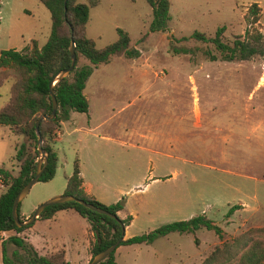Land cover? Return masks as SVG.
<instances>
[{
	"label": "rangeland",
	"instance_id": "1",
	"mask_svg": "<svg viewBox=\"0 0 264 264\" xmlns=\"http://www.w3.org/2000/svg\"><path fill=\"white\" fill-rule=\"evenodd\" d=\"M168 1L165 32L151 31L146 0H100L89 9L86 36L96 49L114 43L119 29L128 34L139 56L135 61L116 58L93 70L84 89L88 114L73 113L78 129L70 135L71 128L62 131L53 179L33 185L19 209L25 221L37 206L62 195L78 160L80 175L97 202L123 201L133 221L127 231L131 237L200 215L221 230V238L200 229L169 234L150 245L121 246L115 253L117 264H202L216 246L243 236L249 243L264 241V234L251 232L264 228V155L249 151L256 138L250 131L264 117V56L222 61L212 46L192 38L194 32L213 37L221 27L225 42L244 36L246 29L264 36V0ZM254 4L258 15L252 24ZM0 5V52L19 49L30 39L46 42L50 14L38 0H0ZM258 48L264 53V38ZM184 49L190 53H175ZM205 51L217 60L210 61ZM12 83L0 86V108ZM230 129L239 135L231 141L225 164L220 152ZM25 142L0 126V168L17 175L18 163L11 158ZM236 143L243 152L233 150ZM4 191L0 181V195ZM232 207L236 209L227 216ZM68 220L45 228L43 238L29 241V230L20 236L43 254L63 243L68 255L77 258V252H84L88 222ZM41 221L33 225L36 230ZM12 235L0 233V243Z\"/></svg>",
	"mask_w": 264,
	"mask_h": 264
},
{
	"label": "trees",
	"instance_id": "2",
	"mask_svg": "<svg viewBox=\"0 0 264 264\" xmlns=\"http://www.w3.org/2000/svg\"><path fill=\"white\" fill-rule=\"evenodd\" d=\"M50 14V33L42 47H38L35 40L22 50H3L0 52V86L7 80L13 79L10 87L9 99L0 108V126L7 127L26 142L21 144L15 156L11 159L18 163V173L13 176L10 171L0 168V181L4 183L5 191L0 195V233L14 232L0 243L2 264H70L65 258L64 250L60 249L47 254H40L24 238L20 236L29 230L36 221L49 220L56 213L72 210L79 217L85 219L92 233L93 241L90 246V260L98 253L109 248L121 239L118 246L150 245L159 238L169 234H194L200 229L213 232L221 238V230L212 221L200 215L187 221L173 222L161 226L149 233L128 239L122 237V232L130 225V215L121 219L117 214L123 210V201L111 205H103L93 197L87 195L82 188V178L78 160L73 163V172L66 178L64 195L73 196L88 204H92L115 216V219L92 212L77 203L69 202L46 208L39 218L30 226L16 227L11 207L18 192L34 177L37 159L35 122L42 116L49 115L52 103L48 85L51 78L59 71L70 65V40L75 45L76 63L70 75L54 89L57 110L53 120L42 121L39 133L43 140V149L48 153V164L41 174L38 183L50 182L57 168V155L53 149L54 131L60 124L69 120L73 113L86 114L88 101L84 95L85 84L94 69L109 64L116 58L135 59L139 52L130 47L127 33L117 29V40L102 49H96L92 39L86 36L89 9L99 4L100 0H68L64 12L63 0H38ZM152 12V32H165L170 20L168 0H146ZM1 6V5H0ZM254 16L252 24L256 23L258 8L256 4L250 7ZM225 27L218 28L213 37H206L203 33L194 32L192 38L198 42L209 44L222 61H245L257 55H263L258 48L264 38L258 32L250 33L247 29L244 36L229 42L223 41ZM190 53L188 50L175 53ZM204 55L210 61L217 60L215 54L205 51ZM21 204V203H20ZM20 204L17 215H20ZM236 209L232 207L227 216ZM32 214V213H31ZM30 214V215H31ZM251 232L264 234V228L253 229ZM247 236L235 240L232 244L216 246L202 264H264V241L245 240ZM12 251L9 254V248ZM116 248V250L118 249ZM116 250L100 264H117ZM90 262V261H89Z\"/></svg>",
	"mask_w": 264,
	"mask_h": 264
},
{
	"label": "crops",
	"instance_id": "3",
	"mask_svg": "<svg viewBox=\"0 0 264 264\" xmlns=\"http://www.w3.org/2000/svg\"><path fill=\"white\" fill-rule=\"evenodd\" d=\"M31 40H35V39H30L28 43H25L24 46L20 47L19 49H14L16 51H20L22 50L25 46H27ZM37 42V45L38 47H42L43 45L41 43H39L37 40H35ZM135 61V59H133ZM93 73V72H92ZM142 73H146V71H142ZM89 79V78H88ZM158 79V78H157ZM165 85H169V82H164ZM86 85V84H85ZM85 95V94H84ZM86 97V96H85ZM87 99V98H86ZM262 105V104H261ZM89 106V105H88ZM264 106V105H262ZM262 108V112H264V107H261ZM89 109V107H88ZM89 112V111H88ZM88 112L86 114H88ZM180 116V115H179ZM73 112L70 113L69 115V120L66 121V122H63L61 123L60 125V128L59 130L57 131V136L52 140V145H53V149L54 151L56 152V155H57V164L59 162V156H58V152L60 151L58 148H56L57 145L59 144H62L64 139L61 138L62 136V131L65 129V131H68V129H72V131H68L66 134L67 135H70L72 133H74L78 128H77V125L74 123L73 119ZM89 118V117H88ZM71 122V123H70ZM89 123V122H88ZM229 131L225 130V135L223 136V144H224V151L223 152H220V160L222 162H225V164H227L229 162V159H228V154H229V146L231 145V141L233 142H236V140L238 139V135H239V132L238 130H234V129H230V137L227 135ZM252 134H254V136L256 135V138H255V142L254 144L252 145V149L249 150L251 152H261L263 155H264V117L261 118L259 121H257L254 125V127L251 129ZM227 133V134H226ZM234 135L236 138H234ZM141 136L143 137H146L144 134H142ZM230 141V142H229ZM233 150L235 152H243L242 150V147L241 145H238V143H236V145L234 144L233 146ZM264 165V164H263ZM81 178H82V188H83V191L93 197L95 199V197L93 196L92 194V191H91V186L88 185L83 177H82V174L80 175ZM261 184H264V180L261 182ZM65 190V188L63 189ZM62 190V191H63ZM58 194H61V193H57ZM254 196V195H253ZM250 199H248L250 202L254 200V197H249ZM96 200V199H95ZM238 202H241V201H238ZM101 204L103 205H109L108 203L106 202H100ZM249 205V204H248ZM247 206V205H246ZM248 208V206L246 207ZM33 212V211H32ZM31 212V213H32ZM30 213V214H31ZM59 213H65L64 215L62 216H58ZM121 219H124L126 216H128V212L126 210V206L124 205L123 207V210L118 212L117 214ZM61 217V218H59ZM81 217H79L74 211L72 210H68V211H62V212H58L56 213L51 219L49 220H44V221H41L43 224H41L42 226L39 227L38 230H36L33 226L29 229V234H28V240L29 241H32V240H36V239H39V238H43L44 236H46V233H42V231L45 230V228H48V230H50L52 227H55V225L57 224V221H59V219H62V221H69L68 219H70L71 221H83V220H80ZM83 219V218H81ZM264 219V217H263ZM85 220V219H84ZM37 222V221H36ZM133 221H131L130 225L127 226L124 230V239H128L131 237V235H128L127 234V231L129 229V227H131ZM83 237L85 238V247H84V252L82 254H80L79 252H77V258L75 257H72V256H69L68 253H67V249H65V246L63 243H60L59 247L58 245H56L55 247H53L54 245H52L50 247V251L48 253H51V252H54V251H57V250H64L65 252V258L66 260L70 263V264H89V261H90V254L87 253V248H88V245H86V243L89 242L88 240V237H92V233L90 232V226L88 224V227H86L84 233H83ZM55 241V240H54ZM91 241H93V238L91 239ZM144 245V244H143ZM120 248V247H119ZM119 248L116 250L118 251ZM40 254L43 255V253L45 252H40L38 251ZM116 253V252H115ZM116 261V260H115ZM117 263V262H116Z\"/></svg>",
	"mask_w": 264,
	"mask_h": 264
},
{
	"label": "water",
	"instance_id": "4",
	"mask_svg": "<svg viewBox=\"0 0 264 264\" xmlns=\"http://www.w3.org/2000/svg\"><path fill=\"white\" fill-rule=\"evenodd\" d=\"M68 0H63L64 5V12L66 11V4ZM69 53H70V65L68 68L63 69L59 72H57L50 80L48 85V91L49 96L52 103V110L49 115L42 116L35 122V134L37 137V144H36V152H37V159H36V166H35V174L34 177L18 192V194L15 196L12 207H11V215L12 219L18 228H23L32 225L41 215V213L48 207L63 203H69L74 202L79 204L80 206L95 212L100 215H104L107 217H110L112 219H115V216L110 214L109 212L100 209L92 204H88L82 200L76 199L73 196L70 195H60L55 196L48 201L40 204L36 207V209L32 212V214L29 216V218L25 221H20L17 215V208L18 205L25 199V197L28 195L30 189L33 185L37 184L39 182V178L43 171L45 170L47 164H48V153L43 149V140L39 133V125L42 121L45 120H53L55 118V113L57 110V101L55 99L54 95V89L57 87L65 78H67L72 70L75 67L76 63V56H75V45L73 42V39L70 40V47H69ZM124 236V231L122 232V237ZM122 239V238H121ZM121 239H119L115 244L110 246L109 248L105 249L104 251L96 254L89 262V264H100L104 260H106L115 250L118 248Z\"/></svg>",
	"mask_w": 264,
	"mask_h": 264
},
{
	"label": "built area",
	"instance_id": "5",
	"mask_svg": "<svg viewBox=\"0 0 264 264\" xmlns=\"http://www.w3.org/2000/svg\"><path fill=\"white\" fill-rule=\"evenodd\" d=\"M57 133V132H56Z\"/></svg>",
	"mask_w": 264,
	"mask_h": 264
}]
</instances>
